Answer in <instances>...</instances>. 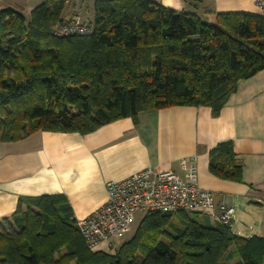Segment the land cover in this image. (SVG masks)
I'll return each mask as SVG.
<instances>
[{
    "label": "trees",
    "instance_id": "obj_1",
    "mask_svg": "<svg viewBox=\"0 0 264 264\" xmlns=\"http://www.w3.org/2000/svg\"><path fill=\"white\" fill-rule=\"evenodd\" d=\"M66 6L43 0L28 18L0 9V142L89 134L173 106L218 116L239 81L264 69L262 15L225 12L206 22L153 0H98L92 32L58 36ZM209 157L213 175L242 180L232 141ZM0 264H264V237H239L198 213L148 212L114 252L92 251L67 198L45 194L20 197L0 219Z\"/></svg>",
    "mask_w": 264,
    "mask_h": 264
},
{
    "label": "crops",
    "instance_id": "obj_2",
    "mask_svg": "<svg viewBox=\"0 0 264 264\" xmlns=\"http://www.w3.org/2000/svg\"><path fill=\"white\" fill-rule=\"evenodd\" d=\"M96 1L67 4L63 18L93 21ZM153 1L209 22L225 12L261 15L257 0ZM224 141H232L242 163L241 181L209 170L210 150ZM191 157L199 185L217 202L237 204L232 232L264 237V69L239 81L218 116L207 106H173L142 112L138 123L122 118L89 134L40 131L0 142V219L17 209L20 197L45 194H63L75 219H82L106 202L109 181L147 167L183 176L180 160Z\"/></svg>",
    "mask_w": 264,
    "mask_h": 264
},
{
    "label": "built area",
    "instance_id": "obj_3",
    "mask_svg": "<svg viewBox=\"0 0 264 264\" xmlns=\"http://www.w3.org/2000/svg\"><path fill=\"white\" fill-rule=\"evenodd\" d=\"M80 0H65L70 4ZM264 17V0H257ZM93 25L80 18L64 19L54 28L58 36L88 34ZM180 166L184 173L178 175L170 169L144 168L123 180L106 184L107 200L86 217L77 220V226L92 251H113L115 242L129 232L140 212L176 214L198 213L213 222L231 226L237 204L217 202L214 194L198 182V168L194 157L183 158Z\"/></svg>",
    "mask_w": 264,
    "mask_h": 264
},
{
    "label": "rangeland",
    "instance_id": "obj_4",
    "mask_svg": "<svg viewBox=\"0 0 264 264\" xmlns=\"http://www.w3.org/2000/svg\"><path fill=\"white\" fill-rule=\"evenodd\" d=\"M43 0H0V9L4 8V7H12L18 11H20L21 13H23L27 18L30 17V13L31 11L37 7L38 5H40L42 3ZM87 20V19H86ZM89 22V21H87ZM92 22V21H90ZM209 22V21H206ZM188 214H192L190 212H187ZM144 217L143 213L138 212L135 215V219L130 227L129 232L125 235V237L121 240V241H117L115 242V246H114V250L112 252H114L123 242L128 241L129 239L132 238V236L135 234L136 229L140 223V221L142 220V218ZM234 232L235 229H233ZM236 234V233H235ZM233 263V262H230Z\"/></svg>",
    "mask_w": 264,
    "mask_h": 264
}]
</instances>
